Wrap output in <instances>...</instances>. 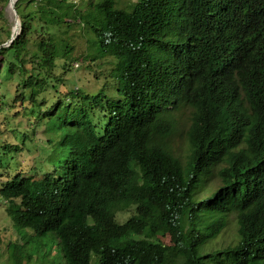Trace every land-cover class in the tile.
Wrapping results in <instances>:
<instances>
[{
    "label": "trees",
    "instance_id": "16d2710c",
    "mask_svg": "<svg viewBox=\"0 0 264 264\" xmlns=\"http://www.w3.org/2000/svg\"><path fill=\"white\" fill-rule=\"evenodd\" d=\"M14 7L18 35L0 47V131L13 111L59 139L47 163L0 172L5 214L33 233L8 245L3 264L29 261L28 240L47 236L65 264H264V0ZM75 27L94 35L91 53L114 60L96 91L58 89ZM21 146L0 145V168ZM229 216L234 240L213 248Z\"/></svg>",
    "mask_w": 264,
    "mask_h": 264
},
{
    "label": "rangeland",
    "instance_id": "374dc122",
    "mask_svg": "<svg viewBox=\"0 0 264 264\" xmlns=\"http://www.w3.org/2000/svg\"><path fill=\"white\" fill-rule=\"evenodd\" d=\"M71 1L75 5V7L84 10L88 0ZM117 1L120 2L121 6L125 7L133 3L135 0ZM32 9L33 5L27 6L25 8V12ZM13 20L14 14L8 7V1L0 0V46L6 47L9 45L7 44L8 40H6V38L8 37L7 32L12 33ZM74 29L75 30L73 32L68 33V37H71L72 35L71 45L73 47V55L75 60L69 63L68 71H63L62 69L58 68L56 74L59 75L64 82V85L58 87V89L66 90L67 88L75 87L84 88L90 92L96 91L100 87V84H102V81H104V77H102V74L106 75V70L109 68L110 63L114 62V60L107 57L101 59L99 56H97L101 54L98 50V47L95 46L92 49V53L96 54L95 56L98 57V60L91 62L88 61L87 58L93 55L89 49L87 41L92 42V40L94 39V35L86 31L85 29H76V27ZM18 31L19 28L17 32ZM95 76H98L97 79L100 78V80L97 81ZM1 78L2 75L0 76V79ZM6 89L11 92L13 90L12 85L7 84ZM21 109L22 108H19V110ZM12 112L7 113L6 122L8 125H6V127H4V129H1L0 131V145L5 142L13 146H21L18 139L15 138L16 133L14 132L13 134H11L9 132V130L12 131L14 129L20 131H24L25 129V133L27 134V136H29V139L31 141H26V143L21 146L22 149L20 151L10 152L7 155V157L14 156V158L10 159L9 168H0V172L2 170H8L9 172H11L10 175L16 171V162H20V164H23L25 168L29 166L35 167L37 166V163H47V159L49 155H51L54 151L56 147L55 145L59 139V132L47 130L45 121L40 120L31 124V122H29L27 118L23 117L22 115H17L14 120ZM179 120L180 126L182 128L185 127L187 120L186 111L183 112ZM173 144L177 150L183 152L185 148L183 135L181 134L176 136L173 140ZM6 180H8V178L0 176V186ZM5 207L6 203L0 197V264L9 261V244L21 246L24 243L22 235L25 232H27L28 235L33 234L29 232V230H21L19 233V231H17L12 226L10 218L5 214ZM132 213V209H129L128 211L123 213H118L116 216V220L121 223ZM234 237L235 220L233 216H229L228 226L219 237V239L214 243L213 248L227 245L234 240ZM164 241L168 242L167 239H165ZM27 255L29 256V261L23 259V264H65L63 258L61 257V253L57 248V240L50 239L48 236L45 238L34 237L32 240H28L24 256Z\"/></svg>",
    "mask_w": 264,
    "mask_h": 264
},
{
    "label": "water",
    "instance_id": "95a60500",
    "mask_svg": "<svg viewBox=\"0 0 264 264\" xmlns=\"http://www.w3.org/2000/svg\"><path fill=\"white\" fill-rule=\"evenodd\" d=\"M14 3H15V2H12L11 0H8V7L11 9V11H12L13 14H14V20L17 19V21H18V17H17V13H16V11H15ZM16 17H17V18H16ZM18 28H19V27H18ZM17 35H18V32H17V31H16L14 34L11 33L10 38L8 39V43H7V44H10V43L14 40V38H15ZM0 47H5V46H0Z\"/></svg>",
    "mask_w": 264,
    "mask_h": 264
},
{
    "label": "bare ground",
    "instance_id": "6f19581e",
    "mask_svg": "<svg viewBox=\"0 0 264 264\" xmlns=\"http://www.w3.org/2000/svg\"><path fill=\"white\" fill-rule=\"evenodd\" d=\"M12 2H15L16 0H11ZM19 24L17 19L13 20V26H12V33L14 34L18 30ZM15 28V29H14Z\"/></svg>",
    "mask_w": 264,
    "mask_h": 264
}]
</instances>
